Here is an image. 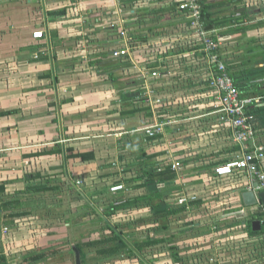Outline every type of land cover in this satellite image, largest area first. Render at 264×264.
<instances>
[{
  "label": "crops",
  "instance_id": "1",
  "mask_svg": "<svg viewBox=\"0 0 264 264\" xmlns=\"http://www.w3.org/2000/svg\"><path fill=\"white\" fill-rule=\"evenodd\" d=\"M182 2L0 0V6L9 5L0 8V51L14 57L25 75L16 73L15 85H25L17 90L22 102L0 107V112L19 111L0 118V124L22 119L20 132L11 131L0 147V200L43 181L57 187L42 200L33 194L25 201V211L53 213L40 216L48 223L41 233L37 215L16 220L15 228L0 220V249L10 264H76L77 244L83 247L84 264H150L141 254L133 259L106 255L114 246L108 227L121 226L133 246L173 235L184 222L202 234L187 233L186 253L194 246L201 251L188 254L187 264H264V234L251 235L264 228V206L248 208L242 199L248 190L264 191L254 188L258 182L245 173H215L242 149L232 127L216 113L220 94L209 86L215 69L191 18L179 10ZM201 5L209 35L221 40L220 60L242 96L261 98L251 112L256 144L264 150V77L250 79L264 70L261 0H201ZM37 31L44 32V39L33 38ZM121 49H129V55L114 58ZM151 90L160 107L140 95ZM154 125L163 130L150 137L145 129ZM37 153L44 155L33 157ZM84 154L94 157L85 161ZM166 168L176 177L159 184L158 192L146 181L147 173ZM34 175L41 179L31 181ZM115 185L125 190L113 194ZM145 197L155 207L183 197L196 198L200 205L185 220H172L169 232L157 230L159 224L139 223L152 217L151 207L106 216L110 207ZM257 220L261 229L255 231ZM103 239L109 243L88 245ZM152 252L147 259H158ZM40 253V261L31 260ZM169 261L175 264L170 252Z\"/></svg>",
  "mask_w": 264,
  "mask_h": 264
},
{
  "label": "built area",
  "instance_id": "2",
  "mask_svg": "<svg viewBox=\"0 0 264 264\" xmlns=\"http://www.w3.org/2000/svg\"><path fill=\"white\" fill-rule=\"evenodd\" d=\"M263 6L264 20V0H261ZM179 10L186 12L192 20L191 26L197 32V36L203 46V51L209 59L210 66L215 69L209 79L210 88L219 92L218 104L215 106L216 113L220 115V120L232 127L233 138L237 145L242 149L241 154L233 161L219 166L215 169V173L219 177H229L236 174H247L251 182H258V190L264 191V150L256 144V120L252 109L261 104V98L244 97L240 89L235 84L233 78L228 74L225 64L220 60L219 50L221 48V40L215 39L209 35L207 25L202 20V5L201 0H183L179 5ZM43 31L34 33L35 40H42ZM120 36H127L125 30L120 32ZM129 55V49L119 50L114 52L113 57H125ZM157 76V73H153ZM148 102L151 105L158 104L161 106V100L156 98L153 90L148 91ZM163 130V125H154L147 127L145 132L150 137H155ZM173 168L178 170L177 165ZM81 184L80 182L78 183ZM124 185H115L110 188V192L116 194L124 191ZM197 200L196 198L188 199L180 198V204H186L190 201ZM264 223V221H263Z\"/></svg>",
  "mask_w": 264,
  "mask_h": 264
},
{
  "label": "trees",
  "instance_id": "3",
  "mask_svg": "<svg viewBox=\"0 0 264 264\" xmlns=\"http://www.w3.org/2000/svg\"><path fill=\"white\" fill-rule=\"evenodd\" d=\"M51 15L59 16V13H53ZM203 20H205L204 14H203ZM219 57H220V52H219ZM226 70L228 74L235 81V84L237 85V87L239 88V84L236 83L234 75L230 72V69H228L227 66H226ZM257 77H264V70L258 71L256 73H252L250 75V79L252 78L254 79ZM140 95H142L147 101L148 96L147 94L144 93V91L141 92ZM18 113H19L18 110L2 111L0 112V118L9 117V116H12ZM43 155H44L43 153H37V154H34L33 157H41ZM80 156L85 161L92 160L94 157V155L92 154H84ZM29 177L31 181H36L37 179H41L40 175H34V176H29ZM175 177H176V174L173 171H171V168H166L165 170H160V171L152 170L151 172H148L146 181L150 185L154 186V188H156V191H158L159 184L171 182L175 179ZM50 185H51V182L43 181L39 183L38 185L27 186L25 190L17 192L13 196H9L7 198L5 197L2 200H0V220H2V222L7 228H15L16 220L18 219H23L30 215H37L43 218L45 215H47V217H50L51 215H53V213L49 211H46V212L41 211V212L35 213L33 211L30 212V211H25L23 209L26 204L25 201L29 197V195L40 194L39 199L42 200V196H45V194L52 192V191L53 192L57 191L56 186H50ZM2 190L4 191V188H2ZM151 201L152 199L147 198V197L138 198V199L132 200L131 202H128L127 204H124L118 207H110L111 212H107L106 216L110 217L111 215L115 214L117 210H121V209H128V208H133L137 206L138 207L139 206L151 207L153 211L152 217L148 220H142L139 223L159 224V226H157V230H160L163 232H169L170 224L172 223V220L177 219L178 221V220L183 219L190 210L196 209L198 205H200L199 202L190 201L186 204H180L179 202H177L176 204H173V205H167V206L163 205V206L155 207L152 204H150ZM120 228L121 226H118V225H116L114 228L108 227V229L112 230V234H113L112 242L114 243V246L111 250H108L105 252L106 255L122 256L123 254H125V255H128L129 258L133 259L137 257V254L139 253L142 256H144V258H148L149 249H154L160 246H165L168 249V251L172 253L175 264H187V261L189 259V258H186V256H182L181 252L183 251V249L180 248V246L178 245V242H181V241L186 242L191 237L193 236L195 237V235L197 236L202 235L199 232L196 233L195 232L196 229L192 230V228H189L188 224L184 222L183 227H179V228H184L183 231H181V233L186 234V236L183 235V236L178 237L177 234H179V232L177 231L173 235L169 234L160 239L149 238L144 243H135L133 244L132 246L133 248H132L129 245L128 241L125 239L126 235L124 234L122 230H120ZM187 233H189V235H192V234L193 235L190 237ZM262 234H264V228L258 232H254V231L251 232L252 236H256V235L260 236ZM107 243L109 242L103 239L101 241L90 243L88 245L94 247V246H99V245H105ZM77 248L80 250V252H83L82 251L83 247L80 244H77ZM186 249L187 247L184 248L185 252H186ZM42 257H44V255L40 253L39 255H37V257H34L31 260L40 261ZM154 261L156 260H148L150 264L153 263ZM27 263L28 261L25 264ZM0 264H10L8 258L6 257L2 249H0ZM82 264H84V261L82 262Z\"/></svg>",
  "mask_w": 264,
  "mask_h": 264
},
{
  "label": "rangeland",
  "instance_id": "4",
  "mask_svg": "<svg viewBox=\"0 0 264 264\" xmlns=\"http://www.w3.org/2000/svg\"><path fill=\"white\" fill-rule=\"evenodd\" d=\"M1 7L5 8V7H9V5L8 6H0V8ZM8 28L12 29L13 25H9ZM6 49H8V48L6 47ZM16 62L17 61H16V59H14V57L10 58L9 54H7V53L1 54V51H0V94H1L0 95V107L1 108H5V109L10 108L12 106H15L19 101L22 102V100L19 97L20 95L17 92L19 91V89L21 87H23L25 85L21 84L22 81H20V83L17 85H15V82H16V78H17L16 75L17 74H19L18 77H20L21 75H24V74H21L19 72V68L17 67ZM24 119H25V117H24ZM12 120L10 122V119H7L5 121L6 123L0 124V130H1L0 131V147L5 146V143L8 140L6 138H9L8 135L11 134V131L15 132V133L20 132L21 125H19V123H21V122H19V121H22L21 117L16 118L17 122L12 121ZM9 127H11V129H8ZM33 146H35V143H33ZM36 217H38V218L35 219V227L39 230V233H41L40 231H44V229L46 230V226H48V223L45 222L43 219H41L40 216H36ZM55 217H57V216H55ZM183 220H185V219H183ZM37 226L41 227L40 228L41 230ZM183 229L184 228H179V227L177 228V230L179 232V234H177L178 237L183 236V235L186 236V234L181 233V231H183ZM188 243H190V242L187 241V242L178 244L180 246V248L183 249V251L181 252L182 256H188V254H192V253H196V252L200 251V246H194L193 251L186 253L184 251V248L187 246L190 247V245ZM59 247L61 249L64 246H59ZM160 251L162 253L161 258H160ZM152 253H154V254L156 253L159 257H158V259H154L153 257L150 258L152 260H156L155 263L153 262L151 264H170L171 263L169 261V251L165 246H160V247L153 249ZM214 255H215V253H214ZM145 259L147 261L149 260L147 258H145Z\"/></svg>",
  "mask_w": 264,
  "mask_h": 264
},
{
  "label": "water",
  "instance_id": "5",
  "mask_svg": "<svg viewBox=\"0 0 264 264\" xmlns=\"http://www.w3.org/2000/svg\"><path fill=\"white\" fill-rule=\"evenodd\" d=\"M257 186L258 184H256L254 188H257ZM242 199L245 206L248 208H256L260 204L264 206V192L257 193L254 189H251L242 194ZM253 229L255 231L261 229V221L257 220L253 222ZM129 245L131 246V244ZM73 252L76 257V264H82L80 250L77 247H73Z\"/></svg>",
  "mask_w": 264,
  "mask_h": 264
}]
</instances>
